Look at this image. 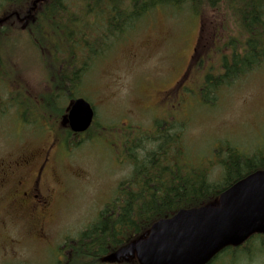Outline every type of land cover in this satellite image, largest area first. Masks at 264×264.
I'll return each instance as SVG.
<instances>
[{
  "label": "rangeland",
  "instance_id": "obj_1",
  "mask_svg": "<svg viewBox=\"0 0 264 264\" xmlns=\"http://www.w3.org/2000/svg\"><path fill=\"white\" fill-rule=\"evenodd\" d=\"M221 15L225 14L214 13L211 24L205 26L208 47L233 27ZM200 34V19L189 3L177 9L160 8L134 36L92 64L73 93L95 107V128L76 141L71 137L70 149L62 147V121L58 124L51 119L53 129L59 131L53 134L39 121L21 124L9 102L3 113V102L10 93L0 88V160L57 142L54 169L62 197L54 236H74L105 202L119 196V183L133 174L130 151L124 148L126 133L135 140L155 133L159 122L166 121L174 128L179 125L192 164L210 160L225 142L240 146L245 153L264 146V63L221 89L216 98L208 94L205 102L200 95L205 71H200L193 59ZM20 48L16 57L23 67L19 78L36 98L50 90L45 83L47 72L40 66L42 57L36 48L26 42ZM58 99L61 105L69 104L62 97ZM216 170L217 178L213 179L219 177L217 166ZM252 241L259 251L264 237ZM22 248L18 255L29 264H42L49 258L45 245L27 241ZM2 258L14 263L10 254ZM252 264H264V249L257 252Z\"/></svg>",
  "mask_w": 264,
  "mask_h": 264
},
{
  "label": "trees",
  "instance_id": "obj_2",
  "mask_svg": "<svg viewBox=\"0 0 264 264\" xmlns=\"http://www.w3.org/2000/svg\"><path fill=\"white\" fill-rule=\"evenodd\" d=\"M31 1L1 0L0 16L13 10L22 11ZM187 3L201 23L193 59L200 71H205L200 85L205 102L208 94L216 98L221 89L263 65L264 0H46L38 4L28 22H7L0 26V88L10 93L9 99L3 102L5 106L0 102L2 112L9 102L21 124L39 121L43 127L53 129L55 124L50 123L51 119L54 117L59 124L68 109L58 98L73 101L76 98L73 90L92 64L134 36L155 10L177 9ZM216 12L224 13L221 18L233 27L227 28V34L222 32L226 29H219L222 36L214 38L208 47L204 40L207 38L205 26L211 24ZM23 42L39 51L40 66L47 72L45 83L50 90L36 98L26 91L19 78L23 67L17 64L16 57ZM93 128L95 122L88 132ZM62 133L68 147L69 138L74 136L76 141L80 137L67 127ZM183 133L179 125L174 128L166 121L157 124L155 133L135 140L126 133L124 148L130 151L133 174L119 183V196L105 211L121 212V220L132 219L134 230L143 227V233L147 234L159 218L169 217L181 208L217 203L226 188L264 169V146L245 153L231 142H225L214 152L213 161L192 164L187 157ZM148 146L152 147L148 149ZM216 166L219 177L213 179L218 174ZM96 226L103 242L110 224L104 221ZM251 242L246 244L245 256L249 254ZM256 249L253 257L262 252L264 243L259 251Z\"/></svg>",
  "mask_w": 264,
  "mask_h": 264
},
{
  "label": "flooded vegetation",
  "instance_id": "obj_3",
  "mask_svg": "<svg viewBox=\"0 0 264 264\" xmlns=\"http://www.w3.org/2000/svg\"><path fill=\"white\" fill-rule=\"evenodd\" d=\"M21 17H12L7 22H20ZM50 131L57 133L53 129ZM56 145L51 143L35 151L22 150L15 157L0 160V264H8L2 257L9 254L14 257L13 264H29L28 259L18 255L27 241L46 246L49 258L42 264H141L133 243L145 229L134 230L133 220H121L119 211H105L112 199L86 220L74 236L68 233L53 235V225L60 213L58 202L62 197L54 169L58 158ZM104 221L110 227L101 242L96 225ZM123 223L127 226H122ZM255 237L241 245L224 248L207 264H252L254 241L246 256L245 247Z\"/></svg>",
  "mask_w": 264,
  "mask_h": 264
},
{
  "label": "water",
  "instance_id": "obj_4",
  "mask_svg": "<svg viewBox=\"0 0 264 264\" xmlns=\"http://www.w3.org/2000/svg\"><path fill=\"white\" fill-rule=\"evenodd\" d=\"M39 1H34L33 8ZM94 117L91 103L78 98L71 103L67 122L73 132L82 133L90 128ZM256 233L264 234V169L229 186L217 203L182 208L171 217L159 219L134 250L141 264H207L225 247L238 246Z\"/></svg>",
  "mask_w": 264,
  "mask_h": 264
}]
</instances>
